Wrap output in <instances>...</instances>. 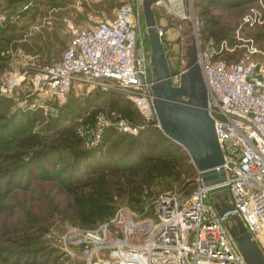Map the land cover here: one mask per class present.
<instances>
[{"label": "rangeland", "instance_id": "obj_1", "mask_svg": "<svg viewBox=\"0 0 264 264\" xmlns=\"http://www.w3.org/2000/svg\"><path fill=\"white\" fill-rule=\"evenodd\" d=\"M122 1L0 0V9L17 17L15 23L0 26V134L3 133L0 143L10 136L19 140L28 132L37 134L42 142L45 140L47 148L63 144L57 156L40 154L32 159L35 155H28L23 159L25 165L21 170L15 173L7 170L8 177L0 180V264H87L83 250L62 242L69 230L80 229L70 208L72 201L66 184L74 179L83 180L90 171L106 163L117 164L118 160L125 159L126 153L131 158L138 154L151 155L144 141V137L156 131L151 127L141 129L137 135L108 134L99 152L91 154L93 156L86 154L95 149H88L70 138L63 141L57 136L60 130H74L80 119L95 110L112 109L110 102L128 104L121 90L105 91L90 83H75L64 97L58 98L29 82L45 64L61 58L74 29L89 27L91 20L112 17L115 7ZM162 1L174 7L175 0ZM182 3L189 20L182 21L183 29L186 37H192L193 46L196 45L193 31L197 26L203 39H211L216 44L224 41L230 51H224L222 58L237 60L249 56L264 65V0H252L239 6L221 0H182ZM153 16L161 27L166 24L165 16L172 19L155 5ZM134 26L139 28L135 30L137 55H146L149 49L142 7L136 13ZM184 43L182 41L181 47L178 40L175 48L163 47L171 76L176 74V62L180 64ZM14 71L30 77L9 90L5 83ZM136 120L141 124L140 118ZM172 148V153L181 160L183 176L180 182L156 179L140 211L131 209L124 198L118 199L117 211L122 210L123 222L144 219L146 214L154 219L160 198L166 194L175 195L183 204L194 191L198 172L182 148L177 145ZM0 150V166L6 167L9 154ZM31 150L41 148H29L23 153L27 156ZM76 156L81 159L75 161ZM190 165L195 172L192 176Z\"/></svg>", "mask_w": 264, "mask_h": 264}, {"label": "built area", "instance_id": "obj_2", "mask_svg": "<svg viewBox=\"0 0 264 264\" xmlns=\"http://www.w3.org/2000/svg\"><path fill=\"white\" fill-rule=\"evenodd\" d=\"M154 5L172 18L189 21L182 0H175L173 8L162 0ZM139 7L142 0H123L112 17L91 20L89 27L74 29L59 60L45 64L30 80V76L14 71L6 87L10 90L29 80L58 98L75 83L121 90L138 112L141 124L116 111L80 119L75 133L88 149L98 148L111 130L137 135L145 127L159 129L151 103L150 54L137 55L135 30L139 28L134 24ZM16 19L0 9V26ZM156 32L162 48L168 45L163 27L156 24ZM193 32L196 62L223 155L229 202L264 258V65L249 56L227 62L221 57L230 51L224 41L216 44L203 39L197 26ZM181 71L171 76L173 85H178ZM196 181L183 204L175 195L160 198L154 219L123 222L120 210L93 229L69 230L62 242L83 250L87 264H246L199 174Z\"/></svg>", "mask_w": 264, "mask_h": 264}, {"label": "water", "instance_id": "obj_3", "mask_svg": "<svg viewBox=\"0 0 264 264\" xmlns=\"http://www.w3.org/2000/svg\"><path fill=\"white\" fill-rule=\"evenodd\" d=\"M157 0H142L144 28L150 54L152 107L159 130L182 148L208 188L212 203L246 264H264V258L249 233L240 224L229 202L223 155L208 111V93L192 37H186L181 20L170 19L182 31L184 65L178 85H173L167 60L156 32L153 6Z\"/></svg>", "mask_w": 264, "mask_h": 264}, {"label": "trees", "instance_id": "obj_4", "mask_svg": "<svg viewBox=\"0 0 264 264\" xmlns=\"http://www.w3.org/2000/svg\"><path fill=\"white\" fill-rule=\"evenodd\" d=\"M221 1L231 6H239L244 3H250L252 0ZM204 27H206V25ZM203 32L202 30V33ZM223 37L224 36L220 38ZM230 58L231 57H227L224 59L227 62L239 61L241 59L240 57L237 60H231ZM126 102L128 104L119 101L110 102L109 106L112 109L105 111L95 110L89 116H84L86 117L84 119L91 120L93 116L100 112L116 111L133 123L138 124L139 122H136V119L140 118L138 112L133 108L130 102L127 100ZM154 129H156L154 134L150 133L148 136L144 137L146 146L149 149L148 151L151 153L150 156L138 154L136 158H131L129 153H126L125 159L118 160L117 164L110 165L106 163L100 168L90 171L88 176L83 178V180L74 179L72 182L66 184L65 189L72 201L70 208L74 220L77 222V226L80 227V229H93L99 224L112 219L117 212V200L121 198L126 200L127 205L131 209L142 210L144 199L149 197L151 193L150 188L156 179L169 178L173 179L175 182H180L183 172L180 170L181 160L172 153V146H175V144L163 136L159 129ZM75 130L76 127L74 130H60L57 136L64 139L63 141H65V139L68 141L67 138H70L74 142L82 143L77 137ZM110 133L117 132L112 130L108 131L105 137ZM143 135L144 133H142V136ZM0 145H2L0 148L9 154V156H7L9 162L5 165L6 167L0 166V180H2L8 177L6 173L7 170H11L13 173L21 170L25 165L23 159L28 158V155L30 157L35 155L32 159L37 158L40 154L43 155V157L52 155L57 156L59 155V151L62 150L61 146L63 144H57L56 146L53 145L47 148L45 146V140L42 142V139L37 134L26 132V136L23 138L18 140L16 136H10L6 142L0 143ZM35 147H40L41 150H31L27 156L23 153V150L29 148L33 149ZM100 147L101 145L95 148L91 153H87L86 156H93L91 154ZM0 151L2 152V150ZM76 157L75 161L81 159L79 156ZM190 167L192 176L195 172L191 165ZM83 169L86 170V168ZM1 194L2 191H0V195ZM148 215L149 214H146V216L143 217L148 218Z\"/></svg>", "mask_w": 264, "mask_h": 264}, {"label": "crops", "instance_id": "obj_5", "mask_svg": "<svg viewBox=\"0 0 264 264\" xmlns=\"http://www.w3.org/2000/svg\"><path fill=\"white\" fill-rule=\"evenodd\" d=\"M170 19L171 18L165 16V19L163 21L166 24H162V26L165 30L166 40L168 41V47H170V48L171 47L172 48L177 47L178 46V44H177L178 40L180 42V46L182 47V41H183L182 31L179 27L174 25ZM169 29H172V31H169ZM179 60H180V64H179V62H176L177 63V68L175 70L176 72L181 71L182 67L184 65L185 61L183 62V60H184L183 51H182L181 55L179 56Z\"/></svg>", "mask_w": 264, "mask_h": 264}]
</instances>
